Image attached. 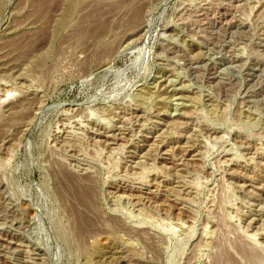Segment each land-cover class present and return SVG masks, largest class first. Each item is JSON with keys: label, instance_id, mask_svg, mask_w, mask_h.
I'll use <instances>...</instances> for the list:
<instances>
[{"label": "rangeland", "instance_id": "1", "mask_svg": "<svg viewBox=\"0 0 264 264\" xmlns=\"http://www.w3.org/2000/svg\"><path fill=\"white\" fill-rule=\"evenodd\" d=\"M0 264H264V0H0Z\"/></svg>", "mask_w": 264, "mask_h": 264}, {"label": "bare ground", "instance_id": "2", "mask_svg": "<svg viewBox=\"0 0 264 264\" xmlns=\"http://www.w3.org/2000/svg\"><path fill=\"white\" fill-rule=\"evenodd\" d=\"M139 10V9H138ZM243 250V249H242Z\"/></svg>", "mask_w": 264, "mask_h": 264}]
</instances>
